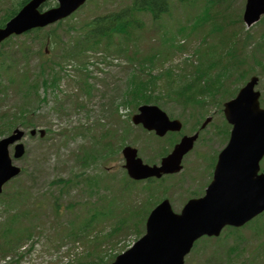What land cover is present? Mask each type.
<instances>
[{
  "label": "rangeland",
  "instance_id": "374dc122",
  "mask_svg": "<svg viewBox=\"0 0 264 264\" xmlns=\"http://www.w3.org/2000/svg\"><path fill=\"white\" fill-rule=\"evenodd\" d=\"M128 1L89 0L73 15L74 19L64 22L55 30V35L65 43L69 36L75 35V31L69 33L68 26L71 22L81 23L95 16L117 11ZM244 1L230 0L226 4L228 5L227 11L220 10L227 13L222 30L220 25L223 20L216 14L214 3L207 7L204 5V0H197V3H190L191 8L187 9L178 0H170L171 16H163L162 19L154 22L147 13L138 14L137 18L141 23L140 29L124 36L123 41L119 36L110 38L112 47L109 51L101 47H104L105 42H103L95 52L85 53L83 59L87 63L84 66L76 61L63 64L62 57L60 59L62 52L59 47L44 46L42 38L49 28L40 33L35 32L27 36L15 37L0 48V52H4L6 65L9 64L10 67H13L8 69L6 74L4 71L1 72L0 81L7 87L0 90V118L4 116L2 114H8L11 117L15 114L14 118L18 123L22 119L20 112L22 109H26L30 112L29 124L28 126L18 125V127L23 130L43 129L46 132L42 139H39L38 136L30 138L27 135L23 139L22 143L26 153L21 159L15 161V164L21 167L22 173L6 186L5 193L1 197L6 201L12 200L16 208H21V212L29 210L31 215L25 220L22 219L21 222L24 226H32V237L24 241L15 251L23 252L30 244H33V250L18 262L14 260L17 259V256H3L4 252H7V249L4 250V248H8V246L3 243L2 230L8 214L0 201V264H58L59 261L65 264L82 253L85 258L81 260V264H95L98 258L102 257V260L106 261L107 253H120L132 243L134 236L127 231H136L137 227L133 222L117 224L118 228L112 233L114 238H110L105 243L96 244L88 241L93 238L92 236H81L78 239V245L74 243L77 239L75 240L74 235L69 234V231L79 233L82 222L92 215L94 217L85 226L82 225L83 232L98 234L101 239L107 238L104 235L112 226L113 219H111L112 215H103L101 211L107 208L108 203L113 199L116 202H121L122 205L126 200V191L123 190L124 182L121 179L124 170L120 152L117 156L113 155L110 160V156H106L86 168L80 165L78 157L84 148L91 145V135L96 136L103 128L121 131L123 137L127 133L126 143L130 142L138 149L139 156L144 162L154 156V152L157 150L156 146L160 145L159 142L148 138V135L140 129L129 126L128 116L136 111V107L133 103H127L130 100L129 97H126L127 81L133 73L145 79L149 74L157 76L167 70H171L175 77L178 76V79H182L180 74L191 70L190 63L199 65L195 50L202 48L205 51V47L211 46L210 55L213 56L224 34L232 29L240 28L238 15L240 12L242 14ZM9 5L10 0H0V15ZM224 5L225 3H222L220 8L222 9ZM183 9H187V11ZM161 31H170L172 35L169 37V33H166L163 36ZM241 31L250 33L256 39L261 32V27L257 22L246 29L242 23ZM240 34L241 32L239 40L247 36ZM167 37H169L168 40ZM233 38L231 36V39ZM200 41H204V43ZM120 43L123 51L116 52L113 48ZM45 48L46 55H42ZM253 48L254 43L250 48H246V54H249ZM111 60H117V63H111ZM262 61L264 62V59ZM54 62H61L64 66L63 71H60L56 66L53 67L52 63ZM262 64L264 65V63ZM82 67L85 71H79ZM252 67V71L256 74L259 73L264 81V68ZM51 69L61 77L57 90L45 89L46 87L41 86L43 78L49 80ZM43 70L45 71L42 73ZM86 73L88 77H85ZM166 73L169 72H165L164 75ZM11 76L16 79L26 76L27 82L9 83L7 78ZM83 81L91 87L89 95L83 91ZM179 83L170 82L162 77L157 79L152 90L158 89L157 93H165L166 98L159 100V104L154 105L162 108L171 116L176 117L183 114L187 118L188 113L183 109L180 111V104L168 98L170 95L168 89L173 94L177 93ZM27 84L38 86L28 96L24 88ZM176 97L179 99L177 95ZM41 98H44V101H40ZM207 109V115L219 123L221 116L220 112L216 111L217 108L210 106ZM112 116H117V120H111ZM1 121L2 119H0V123ZM190 125L187 123V132L190 130ZM212 131V127L207 130V132ZM3 132L4 134L0 135V138L7 136L10 130L8 132L3 130ZM188 158V162L193 164L194 157L190 155ZM106 160L109 161L106 162ZM195 163L199 162L195 161ZM100 164L103 166L101 167ZM189 167L188 164L184 175L190 171ZM82 172L102 175V185L89 194L81 177L73 176H81ZM66 179H70L71 182L76 181V183L65 186L59 182V180L65 181ZM127 187L130 192L131 206L139 203L144 205L147 193L142 189ZM175 191L169 194L174 202L181 195V190ZM164 193L156 194V199ZM156 199L152 197L153 201ZM56 203L59 206L57 209H55ZM91 206L99 208L101 211L95 208L90 210ZM173 206L176 209L177 203ZM30 210L33 211V214ZM56 210L58 213H55ZM143 211L144 209L140 212ZM263 238L264 236L260 237V239ZM200 241L196 242L194 253L192 252L193 254L188 257L189 264H205L209 256L216 257L214 248H209L214 246L215 242ZM259 241V239L248 240L242 257L233 258V262L230 264H240L241 258L250 256L252 252L255 253ZM227 242L229 245L231 244L229 240ZM204 244L208 248L204 249L203 256L199 257L195 253H199ZM61 246L67 249L64 250ZM86 253L87 256H85ZM217 255L222 258L221 264L229 262V260H223V255ZM219 261L220 259L217 258V262ZM242 264L247 263L243 261Z\"/></svg>",
  "mask_w": 264,
  "mask_h": 264
},
{
  "label": "water",
  "instance_id": "95a60500",
  "mask_svg": "<svg viewBox=\"0 0 264 264\" xmlns=\"http://www.w3.org/2000/svg\"><path fill=\"white\" fill-rule=\"evenodd\" d=\"M43 1L32 0L4 29H0V41L11 34H20L34 27L54 23L74 11L84 0H58V8L39 14L36 8ZM262 13L264 0H247L243 20L250 26ZM254 83L255 79H252L234 100L224 104L225 116L234 127L228 148L219 156L214 182L208 189L207 196L199 202H189L180 215L172 214L167 201L162 202L147 218L145 235L111 264H183V257L198 237L217 235L224 225H240L246 217L264 210V181L254 182L237 193V186L230 187L228 178L231 176L225 173L236 161L247 162L250 168L256 169V163L264 153V110H259L258 94L252 92ZM138 111V115L132 118L133 123H140L144 128L154 130L159 136L167 130L175 131L180 127L177 122H169L157 107L142 106ZM34 134L35 131L32 130L30 135ZM43 135L44 132L40 131V136ZM22 136L23 132L15 129L9 137L0 140V191L5 182L20 172L19 168L11 165L7 148ZM194 139L184 138L161 161L160 168L143 166L136 159L135 149L126 147L122 151L126 161L125 168L134 179L175 173L179 171L182 156L191 148ZM14 150V158L22 156L21 144L16 145ZM242 192L244 194L237 196ZM219 194L222 195L219 198L223 200L222 205L214 207L213 201L217 200ZM194 208L198 211L194 212ZM243 210L245 213L241 215Z\"/></svg>",
  "mask_w": 264,
  "mask_h": 264
},
{
  "label": "trees",
  "instance_id": "16d2710c",
  "mask_svg": "<svg viewBox=\"0 0 264 264\" xmlns=\"http://www.w3.org/2000/svg\"><path fill=\"white\" fill-rule=\"evenodd\" d=\"M227 1V0H225ZM168 11V4L166 0H130L128 4L122 6L117 11L107 13L104 16L96 17L90 21L82 23L79 28L78 34L73 36L66 44H62V62L65 63L69 61V59L76 60L79 63H84L85 59H83V54L85 51H94L100 48L103 40H106L104 43V47L101 46L104 50L109 51L110 47L112 46L111 39L114 35H121L125 36L132 31L138 30L141 27V23L136 18V15L139 13H149L150 16L154 21L159 20L163 15H165ZM12 14V13H11ZM224 17V16H223ZM8 15L5 19L0 23V26L7 20ZM221 26L222 30L224 28V20ZM240 22V19H239ZM241 23V22H240ZM242 26L237 29H232L230 32L224 34L223 39L219 42L218 52L223 62V67H221L220 73L216 74L215 76L211 75L208 69V65H200L195 67V69L189 75H185L182 78V81L177 86L178 91L177 93L171 92L170 89L168 93V98L174 99L175 96L180 97V103L184 104L185 106L190 104L198 105V107H204L208 101H215L219 102L228 95L229 90H227L226 82L224 80V76L229 73L234 72V65L233 60L237 62H244V56L246 53L243 51L241 52L249 43H250V36H246L243 40H236L235 37H239V33L241 32ZM54 31V30H53ZM53 31L46 33L45 37L49 39L50 45L53 47H59V37H54ZM231 35H230V34ZM231 36L234 38L231 39ZM262 39H264V30H261L259 34ZM49 37V38H48ZM239 50V51H237ZM236 51L238 53H236ZM264 53L262 47H258L255 49L253 54L257 52ZM206 56V54H203ZM262 57L259 54V57ZM233 59V60H232ZM216 61L213 62L216 63ZM261 62V61H260ZM59 69H61L60 63H55ZM204 66V67H203ZM45 70L42 71V73ZM161 75V74H160ZM156 76L153 77L149 75L147 78L142 79L137 74H132L127 81L126 87V97H129L130 100L127 103H133L134 105L138 104L140 101L141 103H155L159 101V96L153 95L154 91L152 90L156 85V80L159 78H163V76ZM168 81L175 83L171 73L165 74ZM227 77V76H226ZM60 77L58 73L54 72L51 69V77L49 80L43 79L42 84L44 87H49L52 90H57L58 85L57 82L59 81ZM84 91L88 93L89 86L88 84L83 81ZM1 86V85H0ZM1 88V87H0ZM36 85H29L27 87V93L29 89H35ZM153 93V94H152ZM231 93V92H230ZM165 95V93H163ZM163 94L160 95L163 96ZM176 101V99H174ZM43 101V99H41ZM30 112L26 109H22L20 115L22 117L19 122H16V118L11 117L8 114L4 115L1 119L2 122L0 123V135H3L5 131H9L17 124L26 125L28 123L29 114ZM113 133H111L112 136ZM101 138V137H100ZM104 138V137H102ZM100 139H96L93 142V145L84 149V158L93 156L92 154L97 156H104L111 151L113 148L109 141H99ZM86 160V159H85ZM7 208V211L10 210L12 213L6 219V225L3 230L4 233L10 234L16 243V245L10 246V248H15L19 245L23 240L29 239L31 236V227L24 226L21 222V219H24L29 212L24 211L21 212V208H16L15 204L12 203V200L9 202L3 203ZM58 206L56 205L57 209ZM56 213V211H55ZM29 216V215H28ZM118 227L112 228L109 234H111L114 230ZM8 231V232H6ZM79 234L74 235V238L78 237Z\"/></svg>",
  "mask_w": 264,
  "mask_h": 264
},
{
  "label": "flooded vegetation",
  "instance_id": "af4514ba",
  "mask_svg": "<svg viewBox=\"0 0 264 264\" xmlns=\"http://www.w3.org/2000/svg\"><path fill=\"white\" fill-rule=\"evenodd\" d=\"M220 126H221L222 137L215 138L219 140V144L216 145L214 148H212V141H209L202 147V149L204 151L206 150L207 152L195 151L193 153V157H194V160L199 163L196 164L195 161L193 164L189 163L190 167L188 170L190 171L188 172V174L186 175L183 174L181 176L182 179L179 178L176 182L173 183V188L175 187L176 190L177 189L181 190L180 191L181 195L177 198V201L175 202L171 201L172 207L174 203H178V205L176 206L177 212L181 210L185 202H187L188 200L202 198L206 192L207 187L211 183L213 179L214 171H215V163H216L217 154L220 149L225 148L227 146V143L229 141V133L231 130V127L227 124L224 117H222ZM206 131L207 129L204 131V133H206ZM208 133L214 134L212 132H208ZM177 139L179 140L180 138H177ZM200 144L198 145V148L200 147ZM256 174L257 175L264 174V157L259 162V168ZM252 181H254V179L245 180L246 183H250ZM175 193H178V192L175 191ZM253 222H255V219L250 221L248 224H246L240 229H243L244 227H247L249 225H253L254 224ZM224 230L233 231L234 229L227 227ZM249 231L250 232L247 233V238L248 239L254 238L256 234L252 233L251 230ZM243 238L244 237L242 235V239Z\"/></svg>",
  "mask_w": 264,
  "mask_h": 264
}]
</instances>
